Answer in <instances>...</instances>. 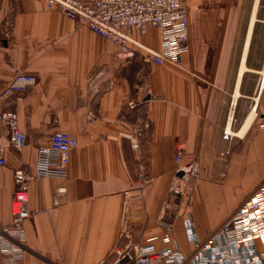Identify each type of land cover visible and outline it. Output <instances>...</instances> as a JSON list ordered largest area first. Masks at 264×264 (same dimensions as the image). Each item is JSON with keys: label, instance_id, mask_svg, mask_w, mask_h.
<instances>
[{"label": "crops", "instance_id": "1", "mask_svg": "<svg viewBox=\"0 0 264 264\" xmlns=\"http://www.w3.org/2000/svg\"><path fill=\"white\" fill-rule=\"evenodd\" d=\"M256 1L184 0L190 50L181 66H158L149 59L160 48L157 29L134 30L141 47L131 45L128 56L43 0H0V94L18 72L36 79L0 99V112H16L27 137L17 151L8 131L0 135V228L12 222L15 171L33 170L38 149L58 131L78 141L65 179L30 185L23 264H112L123 229L136 243L156 236L162 246L178 145L201 167L189 202L177 201L166 216L186 254L195 247L185 213L204 241L264 182V50L255 41L264 21L257 6L251 27Z\"/></svg>", "mask_w": 264, "mask_h": 264}, {"label": "built area", "instance_id": "2", "mask_svg": "<svg viewBox=\"0 0 264 264\" xmlns=\"http://www.w3.org/2000/svg\"><path fill=\"white\" fill-rule=\"evenodd\" d=\"M43 1L50 10L64 13L101 38L119 45L122 54L133 56L130 46H140L131 36L134 30L142 35L151 29L159 31L160 48L158 51H149V59L158 66L166 63L181 66L184 55L190 50V21L184 0ZM35 82L33 75L18 72L7 83L0 99L24 92ZM261 89H264V75L261 76ZM233 108L234 104L229 121H232ZM230 129H225L226 139L233 136ZM258 129L264 131V117ZM5 131L9 133L10 146L22 151L27 137L19 127L16 112H0V135ZM130 138L133 147L137 148V140ZM77 147L78 141L74 136L58 131L52 135L48 144L38 149L33 170L19 168L15 171L12 222L0 228V264H23L29 253L25 223L31 217L28 206L30 185L44 178L65 179L69 172L71 153ZM4 154L5 148L1 146L0 166L6 164ZM174 162L176 168L173 180L159 220L164 230L161 239L163 245L156 246V236L136 243L131 240L127 229H123L120 239H125V242L116 248L112 264H264V182L204 241L197 235L192 214L185 213L183 227L195 247L191 254H186L174 237L173 223L168 222L166 216L177 201L189 202L192 184L201 178V167L199 159L188 154L181 145L175 149Z\"/></svg>", "mask_w": 264, "mask_h": 264}, {"label": "rangeland", "instance_id": "3", "mask_svg": "<svg viewBox=\"0 0 264 264\" xmlns=\"http://www.w3.org/2000/svg\"><path fill=\"white\" fill-rule=\"evenodd\" d=\"M260 5V8H259ZM258 9H260L259 20L264 21V0L261 2L259 1ZM255 41L257 43V49L264 50V23L258 24L256 31H255Z\"/></svg>", "mask_w": 264, "mask_h": 264}, {"label": "bare ground", "instance_id": "4", "mask_svg": "<svg viewBox=\"0 0 264 264\" xmlns=\"http://www.w3.org/2000/svg\"><path fill=\"white\" fill-rule=\"evenodd\" d=\"M257 6H258V0L256 1V5H255V9H254V15H253V19H252V24H251V27L253 26V23H254V21H255V13H256V10H257ZM246 70V66H245V64L243 63V65H242V68H241V74L242 73H244V71ZM263 75H264V71H263ZM231 116V115H230ZM230 118V117H229ZM229 121V120H228ZM232 122V121H231ZM230 132L232 133V130L230 129ZM232 134H234V133H232ZM244 134V132H242L241 134L239 133V134H236V137H237V135H240V136H242Z\"/></svg>", "mask_w": 264, "mask_h": 264}]
</instances>
